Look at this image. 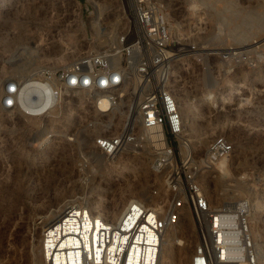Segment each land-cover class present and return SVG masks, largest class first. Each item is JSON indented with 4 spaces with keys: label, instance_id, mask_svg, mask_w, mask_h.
Wrapping results in <instances>:
<instances>
[{
    "label": "built area",
    "instance_id": "built-area-1",
    "mask_svg": "<svg viewBox=\"0 0 264 264\" xmlns=\"http://www.w3.org/2000/svg\"><path fill=\"white\" fill-rule=\"evenodd\" d=\"M174 4L181 5L177 0H42V24L57 39L64 35L66 40L76 38L84 44L75 45L78 53L69 62L43 66L28 79L42 84L44 92L39 98H48V108L55 109L57 117L67 108L78 116L67 129L49 130L42 143L63 139L77 144L74 169L80 185L88 181L94 156L112 161L121 154L140 155L149 148L153 154L148 169L160 180L166 201L159 208L130 198L114 222L85 205L66 207L62 239L79 236L73 229L81 231L85 224L89 234L93 226L92 250L81 248L79 264H160L165 233L186 212L195 240L187 264H259L251 235L252 198H238L230 206L211 205L199 182L216 162L230 158L232 143L217 134L202 151H196L173 85V69L186 58L208 69L206 58L213 57L224 72H230L240 65L253 68L258 49L202 47L197 39L207 19L206 9L200 7L186 33L177 35ZM26 79L11 76L2 80L0 111L21 110ZM81 135L88 143L80 147ZM149 193L158 195V188L151 185ZM41 236L46 260L51 257L52 261L55 253L50 254L46 246L48 229ZM177 239L180 243L183 237Z\"/></svg>",
    "mask_w": 264,
    "mask_h": 264
},
{
    "label": "rangeland",
    "instance_id": "rangeland-1",
    "mask_svg": "<svg viewBox=\"0 0 264 264\" xmlns=\"http://www.w3.org/2000/svg\"><path fill=\"white\" fill-rule=\"evenodd\" d=\"M233 1L237 9L235 14L239 12V19H235L236 15L231 16L234 19L230 25L209 22V16L213 12L206 9L207 26L196 38L202 47L214 48L216 51L237 48L232 37L236 24L251 11L261 14V17L264 14V0ZM209 2L215 6V10L221 7L216 0ZM0 4V84L6 77L25 78L43 66L69 62L78 53L75 45L84 46L76 38L66 40L63 35L61 39H57L59 36L56 37L53 30L42 24V0H0ZM175 10L177 11L173 17L178 21L175 23L180 25H174V30L177 35H184L197 12L183 14L184 6ZM258 33V30H250V38ZM212 37H217L218 40H211ZM263 40L264 38L258 43ZM258 43L239 49L254 48ZM71 47L72 50L77 49L76 54L68 53L71 50L67 49ZM257 49L258 56L253 68L240 65L230 72H224L219 60L213 57L206 58L208 69H202L191 58H186L175 65L174 88L179 98L186 97L190 103L199 104L201 115L195 121L193 132L185 129L193 145L205 132L211 133L210 139L213 135L223 134L232 143L233 152L226 163L228 177L216 178L215 173L211 172L209 176L212 181L208 184L213 187L215 182L214 188L218 192L232 190L236 197L229 204L244 196L252 198L251 220L257 231L256 243L262 249L261 263L264 264V45ZM63 52L66 59L58 63L57 58ZM209 93L217 102L208 110L205 102L199 99ZM54 117L46 118L43 115L39 119L28 121L19 113L0 112V236H7L12 231L11 220L19 215L26 218L42 211L43 207L54 201L57 194L64 191L66 196L83 198L82 201H89L92 206L98 202L99 206L94 210H98L102 216L110 212L114 202L117 204L114 200L118 199L123 188L129 184L138 190L125 196L121 208L130 198H140L146 204L153 205V199L157 196H150L149 189L151 185L159 189L160 186L151 175L147 162H140L144 151L141 155H119V159L132 162L123 169L119 162L114 165L116 158L112 161L102 159L104 164L94 162L87 183L80 185L74 169L77 144L63 139H48L42 143L44 134L52 131L50 120L57 125L54 131L66 128L65 123H73L66 118V109L59 117L56 114ZM44 129L46 131L43 133ZM78 140L81 142L80 147L88 143L87 137L83 135ZM148 154L151 153L148 152L143 157ZM93 171L95 174L92 176ZM205 196L207 198L206 193ZM207 199L211 205H215L210 192ZM175 230L182 237L187 233L192 235V244L194 243L192 224L186 219H181ZM40 236L39 230L38 238L41 239ZM191 247L184 264L188 262ZM30 259L26 246H16L14 250L5 241L0 243V264H31Z\"/></svg>",
    "mask_w": 264,
    "mask_h": 264
},
{
    "label": "bare ground",
    "instance_id": "bare-ground-1",
    "mask_svg": "<svg viewBox=\"0 0 264 264\" xmlns=\"http://www.w3.org/2000/svg\"><path fill=\"white\" fill-rule=\"evenodd\" d=\"M177 1H179L181 5L177 6L176 8L184 6L185 10L183 14L187 13V15H190L191 12H197V9L199 8V6L200 7L203 6L202 8L204 9H209V10L211 9L213 13L211 16H209V22L211 21L212 24L218 23V24H223V25L224 24L230 25L231 23L233 24L232 21L234 17H236L235 18L236 20L239 19V15H238L239 12L235 14L237 9L234 3L235 1L233 0H216L221 4V7L218 10L217 9L215 10V6H213L212 3L210 4L209 2L210 0H177ZM174 6L175 4L173 5V7ZM248 13H246V15ZM258 15L251 11V13L248 14L246 17H243V19L239 23L237 24L235 23L236 28L232 32V37H233V41L235 45L238 46L237 49L243 48L253 43H258L261 39L264 38V22H263L264 14H262V17L260 16L261 14L259 16ZM231 16H234L233 19H231ZM207 23H208V19H207ZM174 25L177 26L178 23H175ZM250 30H258L260 33L255 35L254 38H250L251 37L250 35L252 34V33L250 34ZM212 38L213 39L211 40H214V41L218 40L217 37H212ZM263 41L261 43L256 44V47L264 45ZM71 48L73 49V47ZM76 50L77 49L71 50L69 54L75 53ZM64 59H66V54H64L63 52V54L59 55V57L57 58V62L62 63ZM175 69L176 68L174 67L173 69L174 74H175ZM31 75L32 73L28 77H25L27 79L25 80V86L23 89L24 90L23 97L20 103L21 110L18 112H14V113L8 112V111H5V112L0 111V112L4 114L19 113L20 115H22L23 118L27 119L28 121L35 120L36 118L39 119V117H43V115H45L46 118H55L54 115L55 114L57 115V112L55 109L48 108L49 107L48 98H45V99L39 98L40 94L44 92V87L42 86V84L34 82L33 80H28ZM175 84H176V79H174V82H173L174 87H175ZM175 96L178 102L179 112L181 114L184 127L185 129L187 128L190 133H192L195 127V121L201 115L199 104L190 103L186 97L184 98L182 97L183 99L179 98L178 97L179 95H177L176 92H175ZM199 100L202 102H205L208 110L211 108V106H213L217 102L216 99L213 98L211 93L201 97ZM66 118L70 122L73 121V123L72 124L65 123L64 127L72 126L78 119V116H76V114L72 111L71 108H67ZM53 123L54 121L50 120L49 126L50 128H52V131H54V129L57 127V125H54ZM44 131H46V129L43 130V133ZM210 136H211V133L210 134L208 132L203 133L202 136L196 141V144L195 145L192 144L193 148L196 151H200V149L205 147L208 141V138ZM44 140H46V138ZM148 152H150L151 154H148L143 157V155H145ZM152 154H153L152 150L149 148H146L144 150V153L142 154V158L140 162L142 164H146V162H148V160L151 158ZM119 158L120 157H117L115 161H113L114 165L119 162L122 169L127 168L131 165L130 164L131 161L129 162V160L127 159L122 160ZM93 161L95 163L104 164V162L102 161V158L99 155L94 156ZM141 163L139 165H142ZM226 163H227V160H219L218 162L215 163L214 167L208 173L202 175L199 179L200 185L204 189L207 195V198L210 192L215 206H226V205L230 206L231 204H229V202L231 200L233 201V199L236 197V195H234L233 191L230 189H225V190H222L221 192H218L214 188L215 182L214 184L212 183L213 187H210L208 184L209 181H212L211 179L212 177L210 178L209 176L211 172L215 173L216 178L220 176L226 177V178L228 177V170H227ZM94 174L95 172L93 171L92 176ZM139 176H142V174H140ZM157 182H158L157 183L158 187L160 186V189L158 188L159 194L156 195L157 198L155 199L152 198L154 201L152 202L153 203L152 206L158 205L159 208H162L163 206L166 205V201L162 194V184L160 180H157ZM134 190L137 191L138 189L132 186L131 184L126 185L125 188H123L122 190L123 192H121V195L118 197V199L114 200V201H117V204H114L115 202L113 203V200H112L113 205L111 207V210L110 212H107V214H105L104 216H102V214L98 212V210H94V208H97L99 206L97 204L98 202L96 203V205L92 206L90 203H88L89 201L88 202L82 201L83 198L80 199L78 197H74L71 195L66 196L67 195L66 191L61 192L56 195V198L51 204L43 207L42 211L29 215V217H26V218H23L21 217V215H19L18 217L11 220L12 223L10 221L11 223L10 225H11L12 231L9 232L7 236L1 235L0 243L5 241L8 247L14 248V250L16 246H21V245L26 246L31 256V259H30L31 264H79V262L82 263V258L80 255L82 254L81 248H83L84 251L88 249L90 251L92 250L90 238H91L93 226L89 234L86 233L88 224H85L83 225V228L81 229V231L80 229H73L75 230L74 233H80L79 236L68 235L67 238L62 239V237L65 235L64 228H65V225L67 224V222H63V225L61 223L62 218L66 216L63 214L65 208L73 204L85 205L86 207H88V209L92 213H96L98 216L102 217L105 220L114 222L118 218V216L120 215L123 209L121 208V206H123L125 196L131 195L134 192ZM139 191L142 192V190H139ZM259 203L260 202L258 201L257 204ZM184 219H186L189 223H191L190 217L187 212L184 214ZM68 220L70 219L66 218L64 221H68ZM175 227L177 228V226ZM175 227L166 231L164 241L161 242L160 264H184L183 262L188 252V249L190 248V246L194 244V243L192 244V235L188 233L186 234L185 237H183V240L179 243L177 237L182 236V235L176 232ZM46 229H48V236H49L48 239L46 240L48 242L46 243L47 244L46 246L51 248V251H49L50 254H52L53 252L55 253L52 261H51V257H49L48 262L46 260L48 258L47 257L48 252L45 253L43 249V242H44L43 236H40L41 239L38 238V231L40 230V235H41V233L43 234L44 230ZM96 229H98V227H96ZM251 235L255 241V252H256L258 263L262 264L261 263V250L262 249L256 243L257 231L255 230L252 224H251ZM176 246L178 248H176ZM77 247H79V249ZM47 249L48 248H46V250Z\"/></svg>",
    "mask_w": 264,
    "mask_h": 264
}]
</instances>
